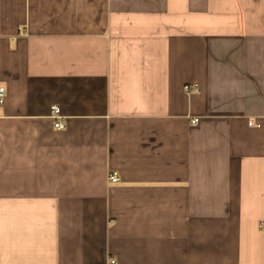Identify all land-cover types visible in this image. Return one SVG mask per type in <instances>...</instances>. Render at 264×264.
Returning <instances> with one entry per match:
<instances>
[{"label": "crops", "instance_id": "crops-1", "mask_svg": "<svg viewBox=\"0 0 264 264\" xmlns=\"http://www.w3.org/2000/svg\"><path fill=\"white\" fill-rule=\"evenodd\" d=\"M0 80V264H264V0H0Z\"/></svg>", "mask_w": 264, "mask_h": 264}, {"label": "built area", "instance_id": "built-area-1", "mask_svg": "<svg viewBox=\"0 0 264 264\" xmlns=\"http://www.w3.org/2000/svg\"><path fill=\"white\" fill-rule=\"evenodd\" d=\"M185 89L187 91H199V87L196 84L192 85H186ZM7 96V90L6 87L2 84L0 80V107H2L5 103ZM52 116L55 119L54 126L57 129H63L66 127V124L64 122V119L62 118L60 108L58 106H53L52 108ZM197 119H194V122H196ZM108 179L112 182H117L119 181L120 177L118 172L113 171L108 174ZM260 227L264 228V219L260 221Z\"/></svg>", "mask_w": 264, "mask_h": 264}]
</instances>
